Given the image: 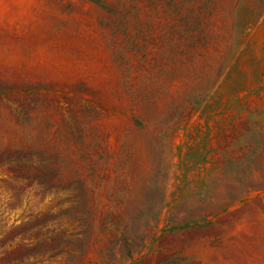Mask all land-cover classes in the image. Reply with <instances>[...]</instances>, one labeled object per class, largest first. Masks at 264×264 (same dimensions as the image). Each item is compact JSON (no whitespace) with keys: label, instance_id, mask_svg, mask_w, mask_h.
Wrapping results in <instances>:
<instances>
[{"label":"rangeland","instance_id":"374dc122","mask_svg":"<svg viewBox=\"0 0 264 264\" xmlns=\"http://www.w3.org/2000/svg\"><path fill=\"white\" fill-rule=\"evenodd\" d=\"M0 264H264V0H0Z\"/></svg>","mask_w":264,"mask_h":264}]
</instances>
